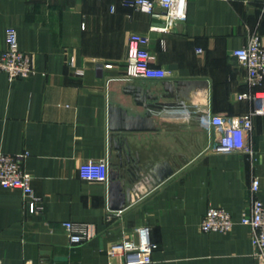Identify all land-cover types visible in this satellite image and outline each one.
<instances>
[{"label":"crops","instance_id":"crops-1","mask_svg":"<svg viewBox=\"0 0 264 264\" xmlns=\"http://www.w3.org/2000/svg\"><path fill=\"white\" fill-rule=\"evenodd\" d=\"M122 1L0 0V52L14 26L34 69L11 81L0 70V151L27 152L24 167L41 196L35 211L21 189L0 186L2 264H123L109 251L141 225L158 243L144 264H255L240 216L251 205L254 175L264 200V112L252 115L248 153L209 149L199 113L233 115L259 104L241 97L250 89L247 70L231 51L254 34L264 41V0H187L186 18L165 32L151 29L164 22L163 10L156 16ZM132 32L149 35L150 63L162 77L126 75ZM178 79L206 81L190 88L187 111L159 109L155 129L110 127L112 102L131 113L145 110L130 84L154 96ZM132 158L141 167L167 161L173 172L156 182L146 168L135 180ZM96 159L122 173L128 199L114 195L108 179L80 177V164ZM210 205L231 213L230 230H201ZM65 221L91 224L92 236L71 243Z\"/></svg>","mask_w":264,"mask_h":264},{"label":"built area","instance_id":"built-area-1","mask_svg":"<svg viewBox=\"0 0 264 264\" xmlns=\"http://www.w3.org/2000/svg\"><path fill=\"white\" fill-rule=\"evenodd\" d=\"M122 4L156 16L163 10L164 22L151 26V29L156 31H169L173 24L187 16V0H123ZM149 39L146 33L132 32L129 35L125 68L129 78L162 77V70L150 63L151 53L147 46ZM6 43L5 49L0 52V70L7 73L10 81L29 76L34 71L32 54L19 47L14 26H8L6 29ZM231 53L247 70L246 79L250 89L241 93V97L260 102L252 111L233 115L213 113L208 109L199 113V122L212 138L209 149L248 153L252 151L248 140V133L253 126L252 115L264 112V41L260 35L254 34L245 44L233 48ZM180 110L185 112L188 106ZM25 156L27 152L0 151V186L21 189L35 211H38L41 196L34 191L32 173L24 167ZM108 173L109 165L105 159L87 160L79 166L80 177L87 180H107ZM259 186L260 179L254 175L251 180V205L241 214L240 222L250 228L255 264H264V200L257 196ZM112 217V213L108 212L107 219ZM234 223L235 220L227 209L220 205H210L200 221V228L203 231L225 232L230 230ZM63 225L71 243H81L93 234L91 224L65 221ZM157 247L158 243L151 238L149 226L141 225L126 234L109 252L110 255H119L123 264H144L152 262V255Z\"/></svg>","mask_w":264,"mask_h":264},{"label":"water","instance_id":"water-1","mask_svg":"<svg viewBox=\"0 0 264 264\" xmlns=\"http://www.w3.org/2000/svg\"><path fill=\"white\" fill-rule=\"evenodd\" d=\"M200 86L206 87V81L198 79H178L174 81L164 82V90L157 95L150 96L145 88L140 85H129V90L134 94V100L137 104L145 106L143 113H131L128 109L123 108L118 103L112 102L110 104V127L115 130H139V129H155L156 120L154 118L155 113H159V109L172 107L174 109H182L187 107L192 102V96L190 88L198 89ZM162 98H172L171 100H165L158 102ZM150 98V101L148 100ZM155 99L154 101H152ZM157 100V102H156ZM119 138H116V148L122 149V145ZM132 164L129 169L132 172L133 178L138 179L141 172L144 173L146 168H149V172L154 176L156 182H160L169 176L173 172V168L167 161L159 162L154 165L148 164L145 167L139 165L138 159L132 158ZM122 173L115 168H109L108 180L110 182L113 194L122 192V196L125 199L129 198L130 188L124 190V180L122 179ZM115 208L122 207V204H116ZM114 207V206H113Z\"/></svg>","mask_w":264,"mask_h":264}]
</instances>
